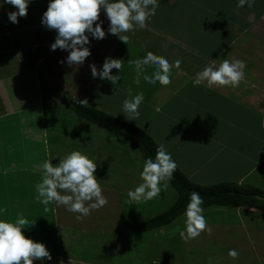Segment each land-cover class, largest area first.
I'll list each match as a JSON object with an SVG mask.
<instances>
[{"label": "crops", "instance_id": "1", "mask_svg": "<svg viewBox=\"0 0 264 264\" xmlns=\"http://www.w3.org/2000/svg\"><path fill=\"white\" fill-rule=\"evenodd\" d=\"M48 3L32 0L18 24L8 20L7 13L15 10L12 6L0 9L3 218L11 222L19 216L28 219L29 226L22 230L25 236L44 243L52 254L53 259H45L44 264H230L226 256L237 243L218 235L227 230L224 222L207 221V229L188 240L180 235L184 223L175 224L182 215L160 228L131 231L127 224L143 219L121 221L103 207L77 219L63 205L41 204L35 185L42 179L40 165L45 160L51 158L53 165L58 164L65 156L63 147H81V152L94 149L96 133L101 130L104 134L68 109L67 102L74 99L87 100V106L142 129L158 147L164 145L177 169L194 184L225 182L259 188V182H264V0L243 8L237 7V0H159L147 27L126 33L127 44L107 32L109 21L101 10L106 37H90L91 55L83 64L71 67L66 63L68 52L51 50L56 31L41 23ZM149 51L170 64L182 62L180 70L173 67L171 84L150 86L140 76L137 85L135 61ZM106 57L122 59L121 72L112 70V74H120L115 86L92 76L90 66L95 64L101 70ZM224 59L245 62V76L238 87L209 89L206 82L192 85L197 72L211 63L218 67ZM151 71L147 69L148 74ZM53 90L67 101L49 96ZM130 92L144 96L135 121L121 113ZM158 126L160 135L153 131ZM94 175L105 182L97 171ZM130 181L121 187L124 196L112 191L116 187L102 188H107L103 195L114 194L119 205L142 182L140 175L137 179L131 176ZM169 187L173 200L166 194L168 187H162L157 197L163 207L158 213L176 199L175 190Z\"/></svg>", "mask_w": 264, "mask_h": 264}, {"label": "clouds", "instance_id": "2", "mask_svg": "<svg viewBox=\"0 0 264 264\" xmlns=\"http://www.w3.org/2000/svg\"><path fill=\"white\" fill-rule=\"evenodd\" d=\"M254 2L255 0H237V7H252ZM31 3L32 0H0V9L5 5L12 6L15 10L7 13L8 20L18 24L19 18L27 15ZM158 6L159 0H49L41 23L57 33L51 50L61 49L68 52L67 65L79 66L91 55L87 46L90 37L96 40L106 37L102 27L103 21L100 20L101 10L109 21L107 32L127 44L129 36L126 33L146 28L150 18L155 16ZM181 63L176 60L174 64H170L167 58L149 51L135 61L136 83L139 85V77L143 76L150 86H167L172 83L173 67L180 70ZM90 67L93 78L99 77L115 86L120 74H112V70L121 72L122 59L106 57L99 71L95 64ZM246 67L245 62L241 60L233 62L224 59L218 67L211 63L196 73L192 85L198 87L206 82L209 89L214 86L235 88L244 79ZM149 68L152 69L151 74L147 73ZM129 95L131 98L123 101L121 113L128 121H135L140 115L139 107L144 101V96L142 93L132 95L131 92ZM80 102L82 105H88L87 100ZM261 126L264 127V121H261ZM40 167L43 170L42 179L35 185V190L36 199L41 204L63 205L67 211L77 214V219H82L90 215L93 209L108 204L107 197L102 194L101 183L94 175L97 164L87 155L72 151L60 158L58 164L53 165L49 158ZM176 168L177 164L171 153L164 145H160L154 159L148 157L143 161L140 171L142 182L127 193L126 202L137 204L157 197L162 187L166 189L169 186L168 182L171 181ZM203 204L204 200L200 194L193 191L183 214L185 231L180 233L181 238L195 239L207 229ZM5 212L6 209L0 206V264H33V261L37 260L44 264L45 259L51 261L53 257L46 245L26 237L22 231L29 226L28 219L19 216L15 222H11L3 218ZM32 224L34 222L30 225ZM229 255L235 258L238 252L231 249Z\"/></svg>", "mask_w": 264, "mask_h": 264}, {"label": "rangeland", "instance_id": "3", "mask_svg": "<svg viewBox=\"0 0 264 264\" xmlns=\"http://www.w3.org/2000/svg\"><path fill=\"white\" fill-rule=\"evenodd\" d=\"M80 82L83 83L82 81ZM76 86H81V85H76ZM50 95H54V97L56 98L59 97L58 99L60 100L61 103L63 102V100L64 102L67 101L66 100L67 98H65L62 94L56 93V91L54 90L52 93L49 94V96ZM85 96L88 97L87 94ZM89 99L91 100L92 97H90ZM90 102L93 101L91 100ZM153 131H155V134L158 135H160L159 133H162V130L160 129L159 126L156 127L155 130ZM103 133L104 134H101V130L99 133H96L95 136V143L97 144L96 148L90 150L84 148L87 150L81 152L82 149L81 147L77 149L75 147L73 148L63 147L65 151V156L68 151L69 153L72 151H79L87 155L89 158L93 159L94 161L96 160L95 161L97 164L96 171L99 174V178H101V181L102 178L106 179L105 182L103 183L101 182V187L102 188L107 187L110 189L116 187L117 190L113 189L112 191L118 192L124 196V190L121 189V187L128 184L127 181L131 180V176H133L135 179L139 177L144 160L139 150L136 149V147L133 146L129 140L106 130H104ZM156 138L158 140V137ZM54 148L52 149V155ZM133 171L136 173H132ZM204 179H205V175L202 176L201 181ZM192 181L194 182V180ZM259 184H260V186L258 185L259 188L254 187L252 185H245V186L257 188L264 191V189L261 188V187L264 188V186H261V184L264 185V182H259ZM106 189H102L103 190L102 194L105 193ZM168 191L169 192L166 194H168V197L170 195L169 199L171 201L173 200L172 195L170 194L172 189L169 186H168ZM174 193L176 195V192ZM109 195H110L109 197L105 196L107 197L109 203L103 207V211L105 213L110 212L111 216H114L115 219L119 218V220L121 221H126V220L134 221V220L146 219L158 213L159 210H161V208L163 207V205L160 204L162 201L158 200V197L148 200L147 202H140L137 204L127 203L125 200H121L119 201L120 204L117 205L118 202L116 200L117 197L114 194H109ZM203 215L206 217L207 221L214 220L219 223L224 222L225 224L228 225L227 230L224 229L219 232L218 230L214 231V234L218 232V235L219 234L223 235L224 239H226L227 241H233L237 243L236 245L234 244L233 247L238 252V256L235 258L226 256V261L228 263L264 264V211L263 210L255 208L253 206H242L239 207V209L230 208V207H209L204 209ZM181 217H180L181 219L178 218L179 220L177 219L175 221V224L184 223V219H185L184 215H182ZM115 219H112L110 221L114 223ZM117 225H119V223H117ZM246 233L249 235H246ZM252 242H254V247H251Z\"/></svg>", "mask_w": 264, "mask_h": 264}, {"label": "trees", "instance_id": "4", "mask_svg": "<svg viewBox=\"0 0 264 264\" xmlns=\"http://www.w3.org/2000/svg\"><path fill=\"white\" fill-rule=\"evenodd\" d=\"M67 107L87 122L129 140L139 150L143 160L148 157L155 158L158 146L142 129L103 111L82 105L80 101L74 99L67 103ZM168 184L176 192L175 201L161 213L136 223H129L127 225L129 230L144 232L170 224L177 217L184 214L189 196L193 191L198 192L203 198V208L210 206L230 208L253 206L264 211V200L260 198L264 197V191L243 184L224 182L210 186H200L188 180L177 168Z\"/></svg>", "mask_w": 264, "mask_h": 264}, {"label": "water", "instance_id": "5", "mask_svg": "<svg viewBox=\"0 0 264 264\" xmlns=\"http://www.w3.org/2000/svg\"><path fill=\"white\" fill-rule=\"evenodd\" d=\"M260 198L264 200V197H260Z\"/></svg>", "mask_w": 264, "mask_h": 264}]
</instances>
